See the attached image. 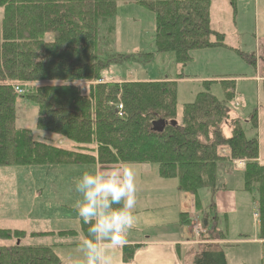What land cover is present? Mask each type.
Masks as SVG:
<instances>
[{"label": "trees", "instance_id": "trees-1", "mask_svg": "<svg viewBox=\"0 0 264 264\" xmlns=\"http://www.w3.org/2000/svg\"><path fill=\"white\" fill-rule=\"evenodd\" d=\"M213 1L0 0V168H102L121 161L154 165L159 178L175 180L179 193L194 197L202 216L205 234L199 232L198 240L203 243L196 246L189 264H227L217 244L227 239L220 228L225 216L217 212L213 198L219 191L218 168L242 161L243 191L257 197V239L264 264V108L231 120L234 81L214 78L201 82L202 91L182 105L178 121L176 81L104 78L114 65H142L153 58L150 53L113 50L117 8L129 4L153 15L156 50L174 54L176 80L198 81L181 74L192 55L229 50L224 35L210 28ZM227 1L234 7L241 0ZM213 85L222 88L220 99L212 94ZM18 99L33 105V129L17 125ZM158 120L166 123L162 131L153 130ZM226 124L229 138L222 134ZM50 136L74 147H54ZM202 194L212 200L206 210L199 201ZM180 218L183 225L192 223L186 214ZM88 227L82 222L83 235ZM74 234L0 229V241L12 243L0 247V264H61L52 247L24 240ZM135 250L122 248L123 263L131 261Z\"/></svg>", "mask_w": 264, "mask_h": 264}, {"label": "rangeland", "instance_id": "rangeland-1", "mask_svg": "<svg viewBox=\"0 0 264 264\" xmlns=\"http://www.w3.org/2000/svg\"><path fill=\"white\" fill-rule=\"evenodd\" d=\"M217 1L223 2L224 4L219 8L211 9L210 7V28L211 30L215 29L224 34V44L229 50L223 49L224 52H222V49L210 50L211 52L209 53L212 58H208L209 54L201 56L202 54L199 53L204 51H199L192 55L191 62L181 71V74L184 77L201 74L202 81L212 80L214 78H231L234 81L235 87L234 101L229 105L230 119L234 120L238 117L242 119L253 110L256 109L260 112L264 108V0H256L255 6L248 0H242V2H239L240 4L237 3L234 7L227 0ZM217 1H213L211 5ZM235 9L237 10L234 11ZM113 23L116 30V47L113 50L117 54L150 53L153 55V58L150 61L143 62L144 65L142 64L141 69V63L114 65L104 73V78L107 81L117 78L128 79L131 76L139 81H156L162 80L165 77L172 80L177 78L179 68L175 63L174 54L171 52H157L156 50L154 40L155 24L151 13L135 5L121 4L117 8V14ZM220 55L225 56L220 57ZM200 91H202L201 82H196L194 79H184L178 84L176 108L178 121L181 117L182 105L193 101L195 95ZM211 92L219 99L221 96L223 97V91L220 85H213ZM16 111L18 118L17 125L20 128L33 129L35 117L33 105L30 102L18 99L16 101ZM222 131L224 138L230 137V127L227 124L222 127ZM50 140L54 147L57 146L66 150L74 147L73 144L66 143L58 137L50 136ZM76 150L78 151V149ZM68 166L72 170L76 167L78 174L81 170L80 168H100L90 165ZM149 167L156 171L159 180L156 182L151 176L144 177V189L151 191L157 190L166 199L176 196V181L173 179L159 178L157 167L154 165H149ZM102 168L106 167L102 166ZM24 169L14 167L0 168V222L3 223V225H0V229H10V231L23 230L26 233L38 232V234H43V232H53L57 234L59 231L61 232L63 226L72 224L74 229L79 226V231L78 236L73 237L75 236L74 234L70 236L72 237L70 240L73 243L81 242L83 236L81 234L82 223L80 218L77 219L73 197L68 195V192L72 193L71 187H68V192L66 188L62 191V193H65L64 200L66 204L64 206L70 210L60 209L61 207L58 208L61 212L60 216L65 215L66 218H60L63 222H58L59 219L57 218L49 222L45 220V211L36 210L42 203L47 204L45 194L39 195L40 191L36 189V185L42 184V180L44 179L42 175H38L44 168H33L35 171H30L32 168ZM56 176V172L50 173V177L56 178ZM70 176L67 179H65V176L63 177L66 180L67 186L70 181L77 177V175L74 178L72 175ZM242 178V172L236 171L225 175L222 181L225 189L220 190L221 194L235 193L237 197L234 209H231L227 196L219 197V207L224 208L227 212L228 229L226 236L233 243L228 245V247H224L223 250L229 264H259L260 245L257 243V223L253 217L257 212V197L253 193L250 194L243 191ZM62 179L60 180L61 182ZM63 183L64 181L60 184L55 181L50 186L51 197L54 198V201L50 202L51 205L61 202L59 191L63 189L60 186ZM165 183H175L176 192L172 186H168ZM42 187L46 189L45 186ZM56 193H58V197H55ZM188 196L192 200V203L189 202V208L183 211L189 213L197 212L194 205V197L191 195ZM176 206H179V204L177 203ZM167 217L169 218L170 216ZM219 221H222L221 216H219ZM180 225L182 227L184 226V229L188 231L187 225ZM164 227L172 230L174 224ZM66 228L71 229L69 226ZM130 232L128 230L126 236ZM195 234L198 235V233ZM240 235L243 237H240ZM50 236H36L30 240V243L53 246V251L59 257L62 264H83L80 244L77 246L60 244L65 243L67 237L61 239L55 236L53 239ZM185 238L190 240V233H187ZM243 238H246L248 241H254L253 245L237 243V241ZM11 244V241H0V247Z\"/></svg>", "mask_w": 264, "mask_h": 264}, {"label": "crops", "instance_id": "crops-1", "mask_svg": "<svg viewBox=\"0 0 264 264\" xmlns=\"http://www.w3.org/2000/svg\"><path fill=\"white\" fill-rule=\"evenodd\" d=\"M248 1L252 2L255 6L256 0H248ZM239 2H242V0L236 2V4ZM223 4H224L223 2L217 1L213 3V5H211L210 7L211 9L219 8ZM236 10L237 9H235L234 11ZM210 25H211V13H210ZM212 30H214V32L222 34L218 30H215V29H212ZM209 52L211 51H204L199 54H202L201 56L209 54L208 58H212ZM222 52L224 51L222 50ZM222 56H225V55H220V57ZM141 67L142 65H140V69ZM194 76L199 77L198 81L196 82H199V81L202 82L201 74L200 75L194 74ZM131 79L135 81H139L138 79H135L132 76H131ZM234 79L238 80L237 78H234ZM165 80L176 81L177 84L183 81V80H176V78L172 80L166 77L162 80H156V81H165ZM143 81H149V80H143ZM131 167L133 168V171L135 173V177H136L135 183H136V189H137L136 191L137 203L133 210V213L135 216V223L129 229L131 232L128 236H126V243L124 245L119 246V247H112L110 244L105 245L108 255L112 259V264H125L121 260V255H122L121 250L124 247H135L136 249L134 255L132 256L131 261L126 264H189L191 258L194 257L193 252L196 246L201 245L203 243L198 240V235L195 234L199 232L202 234H205V229L203 228L201 214L196 211L194 213L183 211L189 208V202L192 203V200L190 199L188 194H182V193H179L178 191L176 192L175 183H165L168 186H172V188L177 194L176 196L174 197L172 196L169 199H166V197L163 196L157 190L155 191L145 190L143 178L146 176H151L157 182V180L159 179L157 178L156 171L154 169H151V167L147 165H140L136 167L131 166ZM42 168H44V170L41 173H38V175H42L44 179L42 180V184L36 185V189L40 191L39 195H42L43 193L45 194L47 204L42 203L36 210L43 211V212L45 211L46 212L45 220L49 222H52L53 219H56V218L59 219L58 222H63L62 220H60V218L65 219L66 216L64 215L61 217L60 216L61 212L59 211L58 208L59 207H61L60 209H69V208H65L66 206H64V204H66V201L64 200L65 193H62V191L64 190V188H66L68 192L69 191L68 187H71L72 193L68 192V195L70 197H73L74 202L78 198L77 193L74 191V179L70 181V183H68V186L66 185L65 179H67V177H71L70 175H72L73 178L76 175L78 177L81 174V172L84 171L85 169H92V168L99 169V168L97 167H89V168L85 167L83 169L80 168L81 170L79 174H78V169L76 170V167L73 170L70 169L69 166L42 167ZM30 171H35V169L32 168L30 169ZM67 171L68 173H66ZM236 171L242 172L241 169H238L237 167H235L234 163L231 165L222 164L218 168L217 187L219 191L213 198V204L215 206V209L217 210L218 213L223 214L225 216L223 226L220 228H222L223 230H226V232L228 229L227 212L224 208L219 207V204H220L219 197L227 196L230 201L231 209L235 208V200L237 197L235 193L221 194L220 190L225 189V186L222 184L224 176L232 172H236ZM51 172H56L57 174L56 178L50 177ZM64 176H65V179L63 178ZM61 179H62V182L64 181V183L60 185L63 187V189L61 191L58 190L60 193L59 198L61 202H58V204H55V205H51L50 202L54 201L53 200L54 198L51 197L50 186L53 185L55 181H57L59 184L62 183L60 181ZM42 186H45L46 189H44V187ZM55 197H58V193L55 194ZM199 201L201 203L202 209L206 210L211 205L212 200L209 195L202 194ZM177 203L179 204V206H176ZM184 213H186L189 219L192 220V223L188 226V231L184 229V226L182 227L180 225L182 224L181 222L182 219L179 216ZM167 216H170V217L168 218ZM78 218L79 217L77 215V219ZM170 224H174V227L172 230L164 227ZM0 225H3V223L0 222ZM68 226L71 227V229H67L66 227ZM206 230H208V228ZM16 231H23V230H16ZM62 231H72L75 233V236L73 237H77L79 226L74 229V226L72 224L65 225L62 227L61 232ZM43 233L52 234L53 232H43ZM187 233H190V240H187L185 238V235ZM27 234H32V233H27ZM81 234L83 235L82 231H81ZM50 237L53 239L55 238L54 235H51ZM56 237L61 238V239L63 238L60 236H56ZM240 237H243V236L240 235ZM32 238L34 237H28L24 240V242H26L27 244H32L30 243V240ZM71 238L72 237H67L65 239L66 242L60 243V244L74 245V246L81 244V242H77V243L71 242L70 240ZM238 242L242 245H246V244L253 245L254 243V241H248L246 240V238H243L242 240L237 241V243ZM257 243L260 245L259 241H257ZM217 244L222 245L221 247L223 250L225 246L228 247V245H231L233 243L227 238L225 241L218 242ZM223 244H225V246H223ZM32 245H35V244H32ZM44 246H48V245H44ZM50 247H53V246H50ZM229 251H232V250H229ZM224 255H225V252H224ZM225 259H226V256H225ZM260 259H261V252H260ZM260 259H259V264H260ZM60 263H61V260H60ZM226 263L229 264L227 262V259H226Z\"/></svg>", "mask_w": 264, "mask_h": 264}, {"label": "clouds", "instance_id": "clouds-1", "mask_svg": "<svg viewBox=\"0 0 264 264\" xmlns=\"http://www.w3.org/2000/svg\"><path fill=\"white\" fill-rule=\"evenodd\" d=\"M135 181L133 168L123 161L106 168L85 169L74 178L78 196L74 208L89 226L80 244L83 264H112L105 245L119 247L126 243V234L135 223Z\"/></svg>", "mask_w": 264, "mask_h": 264}, {"label": "water", "instance_id": "water-1", "mask_svg": "<svg viewBox=\"0 0 264 264\" xmlns=\"http://www.w3.org/2000/svg\"><path fill=\"white\" fill-rule=\"evenodd\" d=\"M153 130L155 131H162L166 126V123L163 120H158L153 123Z\"/></svg>", "mask_w": 264, "mask_h": 264}, {"label": "built area", "instance_id": "built-area-1", "mask_svg": "<svg viewBox=\"0 0 264 264\" xmlns=\"http://www.w3.org/2000/svg\"><path fill=\"white\" fill-rule=\"evenodd\" d=\"M16 91H17V89H16ZM17 92L20 93V91H17ZM118 110H121V106L118 107ZM236 166L238 168H242L243 167V162H237L236 163ZM253 217L256 220L258 218V215L257 214H254Z\"/></svg>", "mask_w": 264, "mask_h": 264}]
</instances>
